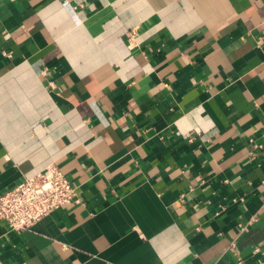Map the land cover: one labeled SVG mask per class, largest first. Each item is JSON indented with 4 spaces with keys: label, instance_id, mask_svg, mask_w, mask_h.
I'll use <instances>...</instances> for the list:
<instances>
[{
    "label": "crops",
    "instance_id": "obj_1",
    "mask_svg": "<svg viewBox=\"0 0 264 264\" xmlns=\"http://www.w3.org/2000/svg\"><path fill=\"white\" fill-rule=\"evenodd\" d=\"M264 0H0V194L79 186L0 264H264Z\"/></svg>",
    "mask_w": 264,
    "mask_h": 264
},
{
    "label": "built area",
    "instance_id": "obj_2",
    "mask_svg": "<svg viewBox=\"0 0 264 264\" xmlns=\"http://www.w3.org/2000/svg\"><path fill=\"white\" fill-rule=\"evenodd\" d=\"M261 39L264 40V33ZM71 203H85L79 186L52 163L0 194V220L10 231L21 232Z\"/></svg>",
    "mask_w": 264,
    "mask_h": 264
}]
</instances>
